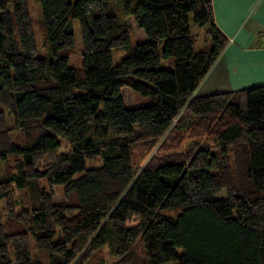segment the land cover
I'll list each match as a JSON object with an SVG mask.
<instances>
[{"label":"trees","instance_id":"16d2710c","mask_svg":"<svg viewBox=\"0 0 264 264\" xmlns=\"http://www.w3.org/2000/svg\"><path fill=\"white\" fill-rule=\"evenodd\" d=\"M38 2L47 57L28 0H0V155L17 157L0 179V264H105L90 261L104 246L113 264H264V84L194 95L228 42L212 0ZM114 49L127 50L118 64ZM125 86L147 100L126 106ZM182 109L213 117V144L137 169L133 143L155 144ZM13 184L27 191L20 212Z\"/></svg>","mask_w":264,"mask_h":264},{"label":"rangeland","instance_id":"374dc122","mask_svg":"<svg viewBox=\"0 0 264 264\" xmlns=\"http://www.w3.org/2000/svg\"><path fill=\"white\" fill-rule=\"evenodd\" d=\"M30 7V14L32 17L33 31L38 47V54L43 57H47L49 54V48L45 40V33L42 27V13L38 0H28ZM115 5H120L119 1L115 2ZM73 28L75 32V46L72 55L69 59V65L74 67H80L83 64L82 55V38L79 30V24L77 20H74ZM191 31L193 34H197V42L195 47H201L207 40L210 39L208 35V28L195 26L191 22ZM133 43L137 42V38L132 31L131 35ZM126 49H114L113 50V62L118 64L121 59L126 55ZM173 59H162L163 66H172ZM124 103L128 107L135 106L146 99L145 96L132 88L125 86L121 90ZM213 118V117H212ZM209 118L210 121L200 119L198 116H185V109H182L179 115L174 119L170 128L158 138L153 144L151 140H137L132 145L133 162L137 169L142 168L149 162H159L168 157H181L189 153L198 144L212 145V134L210 128L213 126L214 119ZM8 125L12 127L10 136L12 140L21 138L22 130L14 127L13 118L7 115ZM208 120V119H207ZM180 124H183L182 127ZM209 124V127L207 126ZM71 146L65 140H62L61 146L58 152H68ZM50 160L48 155L44 156L40 161V166H45ZM17 157L14 155H8L6 158H2L0 155V179L5 178L7 169L14 170L16 167ZM101 158H95L86 161V166H98L101 164ZM14 185V184H13ZM14 197L16 199V212H20L27 203V191L24 189H17L14 185ZM55 200L57 202L65 201L63 190L61 186L54 187ZM221 196L225 195V190L221 192ZM4 220H8L7 213L4 211ZM137 249L141 252V245H138ZM90 261H98L105 259V264H113L115 258L111 255L109 247L95 251L91 255ZM169 264H175L174 261Z\"/></svg>","mask_w":264,"mask_h":264},{"label":"crops","instance_id":"0c3cea01","mask_svg":"<svg viewBox=\"0 0 264 264\" xmlns=\"http://www.w3.org/2000/svg\"><path fill=\"white\" fill-rule=\"evenodd\" d=\"M212 3L215 22L228 42L194 95L264 84V0H212ZM209 44L210 39L196 49Z\"/></svg>","mask_w":264,"mask_h":264}]
</instances>
